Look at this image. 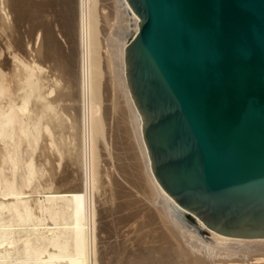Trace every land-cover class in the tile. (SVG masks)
Wrapping results in <instances>:
<instances>
[{"label":"bare ground","instance_id":"6f19581e","mask_svg":"<svg viewBox=\"0 0 264 264\" xmlns=\"http://www.w3.org/2000/svg\"><path fill=\"white\" fill-rule=\"evenodd\" d=\"M107 1L0 0V264H264V237L215 232L156 180L125 74V46L140 19L127 0H109V10ZM37 27L42 41L28 60L23 35ZM4 78L18 95H8ZM104 91L110 104L101 111ZM121 129L137 164L127 176L144 201L139 210L104 165L113 157L108 137ZM91 188L109 190L105 215Z\"/></svg>","mask_w":264,"mask_h":264},{"label":"water","instance_id":"95a60500","mask_svg":"<svg viewBox=\"0 0 264 264\" xmlns=\"http://www.w3.org/2000/svg\"><path fill=\"white\" fill-rule=\"evenodd\" d=\"M128 88L161 187L208 228L264 237V0H127Z\"/></svg>","mask_w":264,"mask_h":264},{"label":"rangeland","instance_id":"374dc122","mask_svg":"<svg viewBox=\"0 0 264 264\" xmlns=\"http://www.w3.org/2000/svg\"><path fill=\"white\" fill-rule=\"evenodd\" d=\"M109 1V0H108ZM108 1H107V3H105V4H107L108 5V7H107V5H106V9H108L109 10V3H108ZM105 2H106V0H105ZM52 12L50 13V16H51V19H52ZM27 28V26H23L22 27V30L24 31V29H26ZM39 29H41V28H39V27H37V28H35L34 29V31H32V33L31 34H24L23 35V40H24V43H28V41H29V43H28V45L30 44V46L29 47H27L28 45L26 44V54L32 49V56L31 57H35V52H36V55H37V48H38V46L41 44L40 43V36L41 35H39V39H37L38 38V36H37V34H39L38 32H41V31H38ZM58 32L57 33H59V34H57V37H58V39H59V41L61 42V45L63 46V47H65V45H67V43H66V41H65V37L62 35V32H60V31H62L61 29V27H56L55 28ZM58 35H60V37L58 36ZM26 36V37H25ZM36 37V38H35ZM62 39L64 40V41H62ZM27 40V41H26ZM42 41V40H41ZM79 41V40H78ZM38 42V43H37ZM65 42V43H64ZM78 44H80L79 42H78ZM78 44H77V49H78V52H80L81 51V46H78ZM33 47V48H32ZM80 47V48H79ZM36 48V49H35ZM34 49V50H33ZM28 50V51H27ZM80 50V51H79ZM33 51H35V52H33ZM28 54H27V58H28ZM81 54V52L78 54V55H80ZM79 57V56H78ZM31 58L29 57L28 58V60H30ZM41 61V60H40ZM49 61V62H48ZM44 63V65H46L45 67H47L48 69H49V65H51V67H52V61L51 60H47V61H43ZM77 63V64H76ZM74 64H75V68L77 69L78 68V70H79V66L77 67V65H78V62H77V60H75V62H74ZM48 65V66H47ZM47 68H44L43 69V71H37L36 72V76L39 78V79H41V80H45V74H47V72H48V70H47ZM51 71H52V68L50 69ZM2 78V77H1ZM5 79V78H4ZM8 79V78H7ZM6 86V89H7V92H8V95L9 96H16V95H18L19 94V90H17L16 89V85H15V83L12 81V82H10L9 80H7L6 81V79H5V83H4V87ZM57 87L59 86V84H57L56 85ZM0 87H1V85H0ZM107 95V92L106 91H104V93H103V96L101 97L102 99V102H100L101 103V111L102 110H104V108H106V107H108L107 105H109L110 104V101H108V100H110V99H108V95ZM41 97V96H40ZM39 96L37 97V99H39L40 98ZM104 98V99H103ZM36 99V100H37ZM35 100V101H36ZM104 100H106L105 102H103ZM104 104V105H103ZM106 106V107H105ZM120 136V137H119ZM121 138V139H120ZM121 141H120V140ZM124 139V140H123ZM117 140V141H116ZM111 141V142H110ZM108 142H110L109 143V145H111L110 146V151H111V154L113 153V157H112V160H111V158H108L109 156L108 155H106L104 158H105V161H104V165H106L105 167H106V169L107 170H109L108 172H110L111 173V175H114L117 179H119V184H118V186L116 187V189L117 190H124V191H127V192H130V193H132V195H131V197L133 198H137V201H136V203L134 204V206H133V208H132V210H134V209H136V210H139V209H141V207L143 208V206H145V204H144V201L142 200V198H139L138 196H140V194L139 195H137L139 192H136V188L131 184V181H130V179L128 180V176H127V174H129L131 171L132 172H134L135 171V169H136V167H137V164H136V162H135V159L133 158V150H129L128 149V143H129V140L127 139V137H126V134H125V132L121 129L119 132H118V136L116 137V138H113V139H111L110 137H108ZM125 142V143H124ZM119 143V144H118ZM122 143V144H121ZM114 144V145H113ZM116 144V145H115ZM115 146V148L116 149H114L113 147ZM112 147V148H111ZM121 147H123V149L121 148ZM122 149V150H121ZM115 150V151H114ZM119 150V151H118ZM118 151V152H117ZM122 151V152H121ZM125 151V152H124ZM39 153H40V148H38L37 150H36V152H35V155H36V158H38V157H40V155H39ZM118 154H120V155H118ZM126 154V155H125ZM107 157V158H106ZM121 159H120V158ZM109 159V160H108ZM116 159V160H115ZM108 160V161H107ZM126 160V161H125ZM113 161V162H112ZM119 161V163H117V162ZM127 161H129V162H127ZM65 162V159L62 161V163H64ZM107 162H110V166L107 164ZM115 164V165H113V164ZM117 163V164H116ZM122 164H124V165H122ZM130 164V165H129ZM45 165H46V168H47V165L49 166V164H47V163H45ZM121 165V167H123L124 169H125V172L123 171V170H120L118 167ZM108 166V167H107ZM127 166V167H126ZM115 167V168H114ZM130 167V168H129ZM135 167V168H134ZM61 168V165H60V167H58L57 168V170H59ZM112 168V169H111ZM134 168V169H133ZM116 170V171H115ZM129 170H131V171H129ZM114 171V172H113ZM120 172H121V174H120ZM131 172V173H132ZM83 173V172H82ZM119 174V175H118ZM124 174V175H123ZM117 175V176H116ZM120 175H122V177L120 176ZM108 179V178H107ZM109 180V179H108ZM123 181H125V182H123ZM122 185H123V187H122ZM107 186H109L108 184H107ZM130 187H132V188H130ZM126 188V189H125ZM102 192L100 189L99 190H94V188H91V194H93V196L95 195V196H97V195H99V194H97V192ZM107 192L109 191L108 189L106 190ZM96 192V193H95ZM99 192V193H100ZM106 192V193H107ZM106 193H100V195L99 196H101V197H99L98 196V198H96L95 196H94V198H95V203L94 204H96L95 205V207H96V209L97 210H99L98 212L99 213H102L103 215H105L106 213H105V210L103 209L104 207H106V205H110V203L108 204L107 202H105L104 201V195L106 194ZM109 193V192H108ZM137 193V194H136ZM97 194V195H96ZM107 195V194H106ZM104 196V197H103ZM102 198V199H101ZM97 199L99 200V201H101L102 200V202H99V201H97ZM121 199H123L119 194H116L115 195V201L116 202H119V201H122ZM118 200V201H117ZM97 201V202H96ZM103 201H104V203H103ZM114 201V202H115ZM143 202V205H142V202ZM105 205V206H104ZM98 206V207H97ZM101 206H103V207H101ZM135 207V208H134ZM101 210V211H100ZM104 210V211H103ZM125 211H129V210H125ZM178 216L184 221V223L190 228V229H192V230H194L199 236H201V237H205V235H206V233L205 232H203V230H201L199 227H197L194 223H193V221H190L189 219H187V218H185V217H183V216H181L179 213H178ZM109 217L108 216H105V217H103V219H108ZM138 219H142V218H140V217H138ZM192 227V228H191ZM254 261V260H253ZM251 262V261H250ZM91 264H94V260H93V262L91 263Z\"/></svg>","mask_w":264,"mask_h":264}]
</instances>
